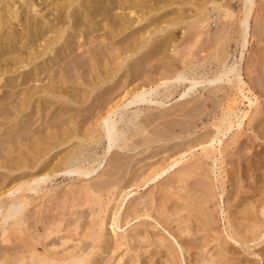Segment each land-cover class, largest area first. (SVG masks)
Listing matches in <instances>:
<instances>
[{
    "label": "rangeland",
    "instance_id": "1",
    "mask_svg": "<svg viewBox=\"0 0 264 264\" xmlns=\"http://www.w3.org/2000/svg\"><path fill=\"white\" fill-rule=\"evenodd\" d=\"M19 1L18 11H30ZM65 1L28 0L37 5V16L51 21L54 11H65ZM215 1L227 6L228 14L213 10V0H157L169 9L127 17L132 27L120 35L104 30L103 22L76 25L62 37L55 61L36 60L35 74L26 75L31 67L22 66L53 37V26L3 50L0 63L8 71L1 76L0 95L16 94L5 102L9 111L0 117V142L16 144L0 147V198L6 201L10 189L30 184L44 164L48 172L65 155L74 167L94 166V172L81 176L62 168L41 190L27 191L30 204L20 216L21 234L10 229L7 240L2 230L12 221L3 224L0 218V264H78L84 258L82 264H264V0H255L244 50L238 34L241 0ZM199 7L206 8V18ZM53 23L66 27L61 19ZM142 28L143 33L159 30L145 35L150 50L133 52L130 31ZM223 28L233 33L214 47L212 38ZM170 31L173 41L163 48L160 38ZM216 51L227 65L242 56L237 65L245 83L242 94L224 80L217 88L198 85L182 97L187 80L157 81L172 70L186 79L195 73L212 77L222 66ZM76 56L87 63L85 70L95 67L101 76L113 75L87 99L72 71L56 70L60 59ZM51 76L63 82L58 86L66 89L67 99L33 94ZM154 81L144 87L161 85L151 89L150 101L129 104L137 86ZM109 109V118L121 122L118 127L131 137L126 147L117 146L121 134L112 147L88 138ZM134 118L145 128L136 136ZM166 127L170 132H163ZM68 130L74 138L64 141ZM48 137H59L54 142L59 147L34 162L27 146ZM96 182L110 185L95 191ZM4 212L0 209V215Z\"/></svg>",
    "mask_w": 264,
    "mask_h": 264
},
{
    "label": "bare ground",
    "instance_id": "2",
    "mask_svg": "<svg viewBox=\"0 0 264 264\" xmlns=\"http://www.w3.org/2000/svg\"><path fill=\"white\" fill-rule=\"evenodd\" d=\"M19 2H20V6H23V8L28 9L30 11H23V12L18 11L15 0H0V59L3 56L4 49L12 47L14 44L16 45L19 41H23L22 43L25 44L26 42H28L29 40L35 37H40L44 30H46L49 27L51 28L52 26H53L52 30L54 32L53 37L44 42L45 44L43 49L39 51L34 57L30 58L29 61L22 66L23 68L31 67L29 71L27 70L26 75H29L32 72L34 74L36 73V70L38 69L36 68L35 63L36 60L39 58H44L45 56H48L47 59L49 62H52V60L55 61L56 54L63 50V48H61L62 45H60L62 37L64 36L66 31L72 29L76 25L83 23L84 24L88 23V25H93V24L95 25L97 22H103L104 30L110 31L111 33L112 31L117 32L114 34V36H116L123 34L129 29H131L132 25L128 24L127 17L136 16L137 13H139V11H167L169 9V8L164 9L163 7H159L157 4V0H114V4L112 3L111 0H67L65 1L66 3L65 11H58V10L54 11L56 17L53 18V21L61 19L62 26L66 25V27L63 29L62 28L57 29L56 28L57 25L54 24L53 21L47 20L46 15L44 14H38L39 16L36 15L35 11H37V5L35 3L28 2V0H20ZM51 2L58 3V0H51ZM241 4H242L243 12H242V18L240 19L238 24V34L240 38L239 44L244 50L248 42V37L250 36V20L253 15L252 13L256 5V2L255 0H241ZM59 6L62 5L56 4V7ZM101 7L103 8L101 9ZM118 10L122 11L120 16L117 14L115 16H111L110 14L111 11H118ZM213 10L217 12L224 11L227 14L229 12L227 6H224L220 3L218 4L215 0H213ZM123 11H128V12L123 13ZM197 11H201V17L203 16L202 19L208 16V12H206L205 7H199ZM144 15L145 14L141 15V19H145ZM99 17L101 19L96 20ZM70 22L72 23V26L68 24ZM153 23H155V21H153ZM173 25H176V23L170 24L169 27H172ZM11 26H13V29ZM157 30L159 29L147 30L146 32L143 33V28H142L140 32L130 31L131 39H133L134 41L131 42L128 47L133 52H137L143 49L144 47L150 50L153 46L147 45L150 41L145 38V35L148 34L149 36H151ZM171 32L172 31H170L164 37L160 38L159 43H161L160 45L163 46V48H165L167 44L173 41L172 39L173 35H171ZM232 33L226 28L221 29L219 33L215 34L214 37L212 38L214 41L213 46L221 47L225 41L230 39V35ZM210 41L213 42L211 39ZM215 58H216V62L218 64H222V66H221V70L215 71L212 77H209L208 74H207L208 76L205 75L206 77H204V74L199 75L195 73L192 74L191 76H188V78L190 79L188 78L186 79L182 76H179L180 72H177L176 70H172L168 76H163L159 78L157 81L175 79V78L177 81L187 80L189 82V86L187 87L186 92L182 94V97L188 95L198 85L205 84L213 88H217L216 84L223 82L224 80H226L231 87L236 88L239 94L240 93L242 94V92L244 91L245 83L242 80L241 69H239V66H237L241 63L242 56L239 62L233 63L231 65H227L225 64V62H220L218 51H216ZM58 63L59 64L56 65V67L58 66L56 70L65 68L67 72L72 71V78H74V80L78 83L79 86L83 85L85 87L84 90H82L83 91L82 96L85 99L95 94L94 90L96 87L106 83L113 77V75L110 73L108 74L101 73L102 75H104L101 76L100 74H98L99 70H96L95 67H89L88 71L85 70L87 69L88 65L84 60L81 59L80 56L72 57L69 62L67 61L62 62L60 59ZM7 71L8 69L3 68L2 64L0 63V77L3 74H5ZM80 71H82L83 74H80L79 73ZM55 72L52 73L55 74ZM60 73L64 74L63 71H61ZM0 79H2V77ZM80 82H82V84H80ZM155 82L156 81L142 86H137L136 90L134 89L130 95L132 100L129 104L134 105V104L150 101L153 91L159 89L161 85H157L156 89L152 87L149 90H146V88L144 87L148 85L153 86ZM60 83L63 82L60 81L59 79L54 80L53 77L51 76L49 83L42 86L38 90H35L33 94L35 95L38 93L40 94L42 93L47 97L58 95V97L62 99H67V97L64 95L66 89L63 87H59L58 84ZM4 86H5L4 84L0 85V89ZM15 94L16 93L14 92L4 91L2 92V95H0V117L3 116L4 114H8L7 112L9 111V109L5 107V102L10 101ZM33 94H30L29 98L34 96ZM47 97H43V100L47 101ZM109 110L110 111L104 113L103 115L104 117L102 116L103 117L101 118L102 122L98 124L97 127L98 130L96 131V133L90 137L88 136V138L90 139L98 138L100 142L107 141L109 147H112V145L116 142L119 135L121 134L122 138L119 139L118 141L119 143L117 146L121 147L123 145L126 147V143L129 141L131 137L127 138L125 136V131L123 129L122 130L120 129L123 127V124L121 122L109 118L110 112L113 113L112 109ZM191 112H193L192 109L190 110V113ZM135 120H136L135 118L130 120V122L136 127V133L133 136H136L145 131V128H143L142 126L138 127L136 125ZM163 132L164 133L170 132V129L166 127L164 128ZM73 133L74 131H69V130L67 132H64L62 135L64 137L63 140L64 141L72 140L74 138ZM56 135L57 134L53 136ZM145 137L147 138L151 137V134L147 133ZM57 139H59V137H56L55 139L52 137H48L45 140H41L34 144L29 143L27 149L29 148L31 150V152L30 151L29 152L30 155L35 158L34 162L39 160V158L41 157L43 158L49 155L52 150L58 148L59 145L54 144L55 140ZM80 139L85 140L86 137L85 136L80 137ZM8 142L13 143V145L16 144V142L14 141L11 140L8 141L6 139H2V141L0 142V147H3ZM36 145L38 146L36 147ZM25 156L27 158V155ZM69 157H70L69 155H65L62 158H60L58 164L50 168L48 172H45L46 169L44 167L47 164H44L43 167L38 170L37 175L31 179L30 184L10 189L8 193H6L8 197L6 201H4L2 197L0 198V209L4 208L5 210V212L0 215V218L3 220L2 221L3 224H5L7 220L12 221L7 228L2 230V235L6 239H7L6 235L10 229H14L17 234H21V231L19 229V226L22 224V221H20V216L22 214V211L30 204L29 197L28 195L25 194L27 191L36 192L37 190H41L44 187L42 184L45 182V180L50 175H53L55 172H57L62 168H64V171L68 174L78 173L81 176H89L94 172V166L88 168L74 167L72 164L73 159ZM101 175L103 177L102 173ZM94 185L95 187H93V190L97 191L105 187H108L110 184L109 183L103 184L102 182L101 183L99 182ZM8 239H10V236H8ZM84 261L85 258L82 259L78 264H82L84 263ZM44 263L57 264L52 261H45Z\"/></svg>",
    "mask_w": 264,
    "mask_h": 264
}]
</instances>
